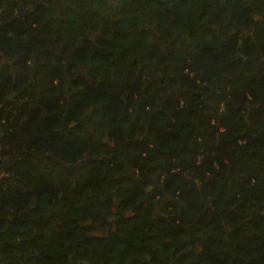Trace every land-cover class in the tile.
<instances>
[{"label":"trees","instance_id":"16d2710c","mask_svg":"<svg viewBox=\"0 0 264 264\" xmlns=\"http://www.w3.org/2000/svg\"><path fill=\"white\" fill-rule=\"evenodd\" d=\"M0 264H264V0H0Z\"/></svg>","mask_w":264,"mask_h":264},{"label":"rangeland","instance_id":"374dc122","mask_svg":"<svg viewBox=\"0 0 264 264\" xmlns=\"http://www.w3.org/2000/svg\"><path fill=\"white\" fill-rule=\"evenodd\" d=\"M88 35H89V37L93 38V37H95L96 33L91 31V32H89ZM79 70H81L85 75L88 74L87 69H84V67H80ZM107 227L108 226H106L105 228H107Z\"/></svg>","mask_w":264,"mask_h":264}]
</instances>
